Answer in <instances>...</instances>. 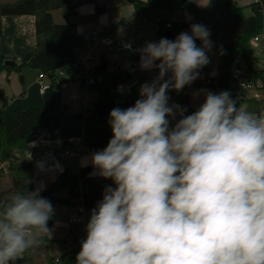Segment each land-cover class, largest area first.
<instances>
[{
	"label": "clouds",
	"instance_id": "clouds-1",
	"mask_svg": "<svg viewBox=\"0 0 264 264\" xmlns=\"http://www.w3.org/2000/svg\"><path fill=\"white\" fill-rule=\"evenodd\" d=\"M209 36L193 24L140 50L141 68L158 75L134 106L109 113L112 138L91 164L115 187L92 210L76 264H264V112L227 91L207 92L190 115L168 104L209 63ZM41 190L0 200V264L51 238Z\"/></svg>",
	"mask_w": 264,
	"mask_h": 264
},
{
	"label": "trees",
	"instance_id": "trees-1",
	"mask_svg": "<svg viewBox=\"0 0 264 264\" xmlns=\"http://www.w3.org/2000/svg\"><path fill=\"white\" fill-rule=\"evenodd\" d=\"M131 3L141 22L155 20L157 33L154 42L165 38L167 31H172L176 36L185 24L178 23L171 15L178 11H190L197 16L198 24L210 30L212 52L218 54L220 64L216 72L212 73L206 66L199 69L198 78L190 85H186L179 92L169 90V99L175 100L177 105L186 109V115L195 112L199 107L190 104L189 89L194 85L204 90L218 94L227 91L233 83V67L237 55H245L250 39L264 32V0H255L247 6L240 5L236 0H210L209 4L200 9L191 0H127ZM85 2L96 0H1L0 19L2 16L34 15L36 27V47L32 58L23 64L6 65L3 56H0V73L6 70L21 71L23 66L37 69L48 74L51 78L55 71L68 63L75 61L77 51L85 46V39L79 33L75 22L66 21L58 23L54 20L52 11L65 9L67 18L77 13V9ZM250 8L251 13L245 14V9ZM97 13H105L106 5H96ZM171 23V27H167ZM1 26V22H0ZM201 46L200 40L196 41ZM158 62V61H157ZM159 63V62H158ZM96 74L104 75V81L90 85V91L96 93L97 100L90 107H82L71 112L61 98V87L64 83L76 79L53 80L50 87L43 94V103L32 108H12L8 99L0 88V163L9 162L5 171L0 169V182L9 177L12 187L0 190V200L17 191H33L34 188V162L28 161L17 165L18 158L12 153V147L27 149L37 136L45 140H61L63 148L72 146L71 139L80 138V144L85 147V152L93 149L106 148L112 138V129L109 124V113L113 108L134 106L139 97L138 88L132 94L117 96L114 90L121 84L130 82L133 74L127 69H110L109 61L105 56L96 66ZM213 75L218 87L209 86L208 79ZM263 76V71L254 73L253 79ZM21 80L24 78L21 75ZM84 86V81H81ZM238 105H247L255 113L264 112V99H233ZM104 104V114H98L96 108ZM107 186L115 187L111 179L101 178L99 188L94 199L101 201ZM85 187L84 177L70 169L61 171L48 189L52 193L46 198L52 205L59 202L65 206H76V200L81 197ZM67 195H60L62 191ZM43 197V194H40ZM48 226L50 224L48 223ZM46 237L41 242L29 248L13 264H76V256L80 251L81 243L71 250L64 251L58 258L48 254L45 245ZM66 240L74 241V237L67 235Z\"/></svg>",
	"mask_w": 264,
	"mask_h": 264
},
{
	"label": "crops",
	"instance_id": "crops-1",
	"mask_svg": "<svg viewBox=\"0 0 264 264\" xmlns=\"http://www.w3.org/2000/svg\"><path fill=\"white\" fill-rule=\"evenodd\" d=\"M191 1L194 3L196 7L202 9L209 4L210 0H191ZM236 1L242 6H247L255 0H236ZM114 2L115 0H100L99 3L94 2L95 5H93V9H91V12L92 13L96 12L97 17H99L98 20L102 21V22L99 21L97 25L94 27L87 26L82 21L75 19V17H81V9L83 6H79L77 9V13L73 16H69L68 18H67V11L65 9L53 10L52 14L54 20L58 23H64L66 21L75 22L78 26L79 33L83 37L89 34L94 29H98L101 31H109L116 35H125L132 38L135 44L142 49L143 44H140V42L137 41L138 38L142 37V33L139 30L141 29L142 26L145 25L146 22L153 20H145L144 22H141L140 26H138L134 18L137 17L134 6L127 1V3H129V8H130L128 11L129 19H127L123 9L111 11L112 9L111 7L114 6ZM97 4L106 5L107 11L105 13H97L96 11ZM90 17H93V15H90ZM171 18L174 21H177L178 23L185 24V27L183 28V32H188L189 34H191V26L193 24H198L197 16L193 12L187 10L178 11L177 13L171 15ZM0 22H1L0 56H3L5 60H12L15 64L18 65L28 62L32 58L36 47L35 16L34 15L2 16ZM117 22L120 23L125 29L122 30L120 29V27H118L117 30H115L114 29L115 23ZM131 22H133V28L129 27ZM154 23H155V37H156L157 24L156 21ZM177 36L178 35L175 36V39ZM155 37H154V41H155ZM80 49L82 51L92 50V52L95 55V59L97 61L96 64L97 63L99 64L102 57L105 56L109 61L110 69H123V67L126 64H128V60H122L117 54L112 53L105 48L111 54L110 56H108L104 52L103 46L99 44L94 45L93 42L90 40H85V46L80 47ZM139 56H140V52L137 54L136 59L139 58ZM219 64L215 68H211L208 65H206V67L212 73H214L217 71ZM153 68H154L153 74H158V69H156L155 67ZM39 74H40L39 70L30 68L28 66H23L21 71L13 70L12 72L8 73L6 70H4L0 73V88L3 89L8 99V103L12 108L22 107L28 109L42 105L43 94H41L39 91V82H38ZM21 75L24 78L23 81L21 80ZM170 76L171 73L167 74L164 77V79H169ZM4 78H6L7 81H4ZM136 78L139 80L140 86L145 83H151L154 80L151 74L145 75V73L136 76ZM69 82L64 83L61 87V98L63 103L68 106L69 111L75 112L80 110L82 107H90L92 103L97 100V95H96L95 98L91 99L90 101L91 103L88 100H86L78 108H74L75 110H71L72 98L69 89H67L68 86H71V82L70 83ZM193 91L194 89L192 88L189 89L190 98ZM91 93L92 91H90L88 88L87 95ZM263 97H264V92L261 95V99ZM170 103L171 101L168 100L169 106H172ZM175 104L177 105V103L174 102V105ZM190 104H191V100H190ZM25 105H29V106H25ZM193 107H200V105ZM74 143L80 144V138H75ZM58 147L61 148L60 149L61 151L65 149L62 148L61 140H45L43 139L42 136H37L36 139L30 143L27 149L12 147V153L18 158V162H16L17 165L26 163L28 161L34 162V179H35L34 188L35 189L42 188L40 194H43L48 189V187L51 185V183L55 180V178L61 171L70 169L74 173H78V174L81 173L78 172V170H72L70 167H66V168L62 167L61 160L65 159L66 157L60 158L57 152L55 153L52 150ZM82 152H85L84 146ZM29 155L30 158H28ZM43 158H47V160H49L51 164L50 169H48L46 173L43 172L42 170L41 162ZM56 158H59L60 161L56 160ZM89 163H90L89 158L81 159L79 163L81 167L80 169H82L83 167L87 168L89 166L90 167L89 170H90L92 166ZM8 165L9 162L0 163V169L2 168L6 171ZM96 173H95L96 176H99L98 172ZM100 182L101 180H99V182L98 180L96 181L92 180L88 188H87V184L85 183V187L81 192V197L78 200H76L77 204L83 205L89 212H92V210L96 208L95 203L96 202L98 203V201L94 199V196L97 189L99 188ZM60 195H64V196L67 195V191L66 190L62 191ZM66 207L69 211L72 212L74 211L73 206H66ZM50 220L52 221L50 224L51 226L53 224V217ZM67 221L68 218L65 221L66 231L63 236L51 235V238L49 239L46 237V240L44 242L45 245L47 246L48 254L53 257L58 258L64 251L71 250L77 247L78 244L77 241H71L72 243L69 244V241L66 240V237L69 234ZM61 239L64 240L65 242L63 248L61 249L58 255H52L51 245L55 242V240H61Z\"/></svg>",
	"mask_w": 264,
	"mask_h": 264
},
{
	"label": "built area",
	"instance_id": "built-area-1",
	"mask_svg": "<svg viewBox=\"0 0 264 264\" xmlns=\"http://www.w3.org/2000/svg\"><path fill=\"white\" fill-rule=\"evenodd\" d=\"M166 26L171 27V23H167ZM129 27L133 28V22L130 23ZM84 39L92 41L94 45L99 44L103 46L108 51L117 54L122 60H128V64L123 69L130 71L133 74V79L130 82L119 85L114 90L117 96L130 95L135 87L138 88V91L140 90V82L135 74L137 72L136 56L141 48L135 44L132 38L125 35H116L109 31L94 29L85 35ZM96 62L92 50L82 51L79 48L75 61L59 67L52 78L48 74L40 72L38 78L40 93L44 94L53 80L58 82L62 79H76L84 81L87 88L90 85L103 82L104 75L96 74V66L98 64ZM261 71H263V76H259L257 79L252 78L254 73L260 74ZM232 76L233 83L228 90L232 99H261V95L264 92V32L258 33L250 39L249 47L245 55H237ZM178 114L180 115V113ZM184 115L186 114L184 113ZM169 121L170 128L172 122H177L178 120L175 116L174 118L170 117ZM70 141L72 142V146H67L62 150L59 153L60 158L81 154L83 146L74 143V139ZM73 208L74 211L68 217L67 226L69 234L75 239L74 241L81 243L87 235L86 225L90 220L91 212L81 204L73 206Z\"/></svg>",
	"mask_w": 264,
	"mask_h": 264
},
{
	"label": "rangeland",
	"instance_id": "rangeland-1",
	"mask_svg": "<svg viewBox=\"0 0 264 264\" xmlns=\"http://www.w3.org/2000/svg\"><path fill=\"white\" fill-rule=\"evenodd\" d=\"M99 1L100 0H96L97 3H99ZM93 5H95L94 2L83 3L81 5V6H83L81 9V17H75V19L82 21L87 26H92V27L96 26L100 20H98L99 17H97L96 12H94V13L91 12V9H93ZM111 8H110L111 11L123 9L124 14L126 15V18L129 19L128 11L130 8H129V3H127V0H115L114 6ZM250 13H251L250 8H246L245 14L249 15ZM90 15H93V17H90ZM115 18H117V17H115ZM134 18H135L136 24L138 26H140L141 21L139 19H137V17H134ZM100 22H102V21H100ZM154 22H155V20L146 22L145 25L142 26L141 29L139 30L142 33V37L138 38L137 41L140 42V44H143L142 47H144L149 42H154V37H155V23ZM118 27H120V29H122V30L125 29L120 23L117 22V23H115L114 29L117 30ZM181 32H183V29L180 30L177 35H179ZM201 45H202V42H201ZM103 50L108 56L111 55L105 48ZM207 55L209 57V63L207 65L210 66L211 68L217 67V65L220 62V58H219L218 54H216L212 51H208ZM136 61H137V64H136L137 72L135 74L136 76L141 75L142 73H145V75L151 74L153 79H155L157 77L158 74H153L154 68H151V69L141 68V54H140L139 58H137ZM4 81H7L6 78H4ZM70 82H71V86H68L67 89H69V92H70V95L72 98L71 99L72 100V102H71V108L72 109L71 110H75L74 108H78L86 100H88L90 102L92 98H95L96 94L93 92L91 94L87 95V89L88 88L86 85H84V86L81 85L80 80H72ZM191 88L194 89V91L191 94V98H190L191 105L192 106L201 105L204 102L205 94L207 92H210V91L207 89L204 90V89L199 88V87L194 86V85ZM263 99H264V97L262 98V100ZM169 101H171V103H170L171 105H174L175 100L169 99ZM25 106H29V105H25ZM178 113L179 112H176V114H175V116L177 117V120L182 118ZM169 120H170V117H169ZM177 122H172V126L170 127V129L173 128ZM60 147L52 149L53 152H55V153L57 152V154L59 155V153L61 152ZM62 148H63V146H62ZM103 149L104 148H98V149L92 150L90 153L81 152L80 155H71L69 157H66L65 159L61 160L62 167H64V168L70 167L72 170H78V172H81L82 169H84V167L82 169H80L81 167H80L79 163H80L81 159H84V158L88 159L89 158V162H90L89 164L92 166V164H91L92 154L97 152V151H101ZM56 160L60 161L59 158H56ZM41 165H42V170L45 173L51 167L50 161L47 160V158L42 159ZM87 168H90V167L88 166ZM96 172H98V170L94 169V167L92 166V168L84 176V181L87 184V188L89 187V184H90V182H92V180H94V181L98 180V182H99V180H101V176H96V174H97ZM12 186H13V182L9 177L3 178V181L0 182V190H2L3 188H6V187H12ZM95 206H97V202L95 203ZM53 210H54L53 224L49 228L52 229V235L53 236H63L65 231H66L65 221L67 220L68 216L72 213V211H69L65 205H62L59 202H56L53 205ZM64 243L65 242L62 239L61 240H55V242L51 245V254L52 255H58L59 252L61 251V249L63 248ZM70 243H72V242H69V244Z\"/></svg>",
	"mask_w": 264,
	"mask_h": 264
},
{
	"label": "water",
	"instance_id": "water-1",
	"mask_svg": "<svg viewBox=\"0 0 264 264\" xmlns=\"http://www.w3.org/2000/svg\"><path fill=\"white\" fill-rule=\"evenodd\" d=\"M164 37L169 39V40H174L175 39V35L172 31H167L165 34H164ZM197 44V43H196ZM5 64L6 65H10V66H13L15 63L12 61V60H5ZM208 83H209V86L213 89H216L218 87L217 85V82H216V79L214 76H210L209 79H208ZM105 107L104 104H99L96 108V112L98 114H104L105 111L103 110ZM89 171V168H84L82 169L81 171V176L84 177L86 175V173ZM52 189H47L44 193H43V197L44 198H47L51 193H52ZM51 220H49V224H51Z\"/></svg>",
	"mask_w": 264,
	"mask_h": 264
}]
</instances>
